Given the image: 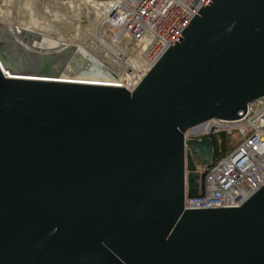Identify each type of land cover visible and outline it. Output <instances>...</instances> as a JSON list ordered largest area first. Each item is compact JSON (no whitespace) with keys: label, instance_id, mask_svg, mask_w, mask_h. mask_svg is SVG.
<instances>
[{"label":"water","instance_id":"95a60500","mask_svg":"<svg viewBox=\"0 0 264 264\" xmlns=\"http://www.w3.org/2000/svg\"><path fill=\"white\" fill-rule=\"evenodd\" d=\"M10 49L0 264H264V186L235 207L184 205L214 159L211 136L185 132L264 96V0H207L133 91L11 77L51 74L54 56L26 67Z\"/></svg>","mask_w":264,"mask_h":264},{"label":"built area","instance_id":"2783aa9c","mask_svg":"<svg viewBox=\"0 0 264 264\" xmlns=\"http://www.w3.org/2000/svg\"><path fill=\"white\" fill-rule=\"evenodd\" d=\"M76 1L42 0L51 8L57 2L67 5ZM79 1L89 22L93 14L99 19L97 33L105 39L103 43L121 53L113 57L116 65L108 68L119 80L114 86L133 91L207 0ZM5 37H0V42L8 46L11 35ZM221 132L233 138V147L210 165H198L203 174L202 190L197 196L186 194V209L239 206L264 186V96L249 103L239 119H210L187 130L185 139Z\"/></svg>","mask_w":264,"mask_h":264},{"label":"bare ground","instance_id":"6f19581e","mask_svg":"<svg viewBox=\"0 0 264 264\" xmlns=\"http://www.w3.org/2000/svg\"><path fill=\"white\" fill-rule=\"evenodd\" d=\"M20 1L21 0H17V4L16 6H14L13 10H8L6 6L2 4L0 5V9L4 10L3 14L0 13V20L2 23L8 25L6 28V32H11V34H13L11 35L12 38H15L14 34L19 38H17L19 41L18 45L14 44V42L11 41L8 46H12L11 48H13V50H15L16 52L25 54L26 56L30 55L31 57H33V59L36 60L40 56H54L52 62L53 72L51 74L29 73L31 76L29 77L24 75L26 73L10 71L12 73L11 77L90 83L63 79L65 77L74 76L63 67L68 63L73 65L78 61L76 48L80 49L81 54H88L90 57L98 58L108 68L110 66L116 65L115 63H113V57L117 58L121 53L116 49L108 48L107 44L103 43L105 39H100L99 34L97 33V26L100 21L99 19H96V14H93V18L91 19L92 21L89 22L90 20H88L86 17L88 15V12L81 9V18L80 20L76 21L77 23H74L68 17L67 7L64 5L62 9L60 8V18L50 20L46 15L37 14L36 11H23ZM84 17L85 20H83ZM82 21H86L85 26H83ZM1 29L0 37H2ZM26 31L32 32V34H29ZM97 42L99 44H97ZM56 45H63V48H55ZM64 46H70V48H65ZM87 48H91V52L88 51ZM124 50L128 51V48H124ZM1 63L6 70V67L4 66L2 61ZM90 63L91 62L87 64L89 65ZM112 75L113 74H111L110 81L107 83L92 84L115 85V82L119 80L117 78H114Z\"/></svg>","mask_w":264,"mask_h":264},{"label":"rangeland","instance_id":"374dc122","mask_svg":"<svg viewBox=\"0 0 264 264\" xmlns=\"http://www.w3.org/2000/svg\"><path fill=\"white\" fill-rule=\"evenodd\" d=\"M61 3L57 2L53 5V8H51V6L50 7L47 6L48 2L44 4V2H42V0H21L20 1V4H21L23 11H25V12L36 11L37 14L46 15L48 17V19H50V20L60 18V16H61L60 8L62 7V5H64V2H61ZM0 4L6 6L8 10H13L14 6H16V4H17V0H0ZM82 4L83 3L78 0L76 2H71L67 5H65L67 7V15L74 23L76 21L80 20V18H81L80 10L82 9V7H81ZM57 10H59V11H57ZM3 12H4V10L0 9V13L3 14ZM0 18H1V15H0ZM83 20H85V17ZM20 24H21V22H20ZM7 26L8 25L2 23L0 20V29L2 28L1 29L2 37H5L6 33L13 35V34H11V32H6ZM83 26H85L84 23H83ZM21 27H22V25H21ZM26 32L29 34H32V32H29V31H26ZM14 37L15 38L11 37L10 41H12V42H14V44L18 45L19 44V41H18L19 38L15 34H14ZM5 39H6V37H5ZM11 47L9 46V48H11ZM10 50H11V52H10L11 57H12V60L14 61V63H18V61H19V62H22V63H20L21 66L27 65L26 67H31V66H33V64L36 66L41 65V64L37 63V61L34 62L33 57H31L30 55L26 56L25 54H21L19 52H16L15 50H13V48H11ZM87 50L91 52L92 49L87 48ZM76 52L79 56V61H80L79 65L80 66L77 69L74 76L65 77L63 79L74 80V81H79V82L102 83V84L110 81L111 74L108 71V67L103 62H101L96 57H90L88 54H81L79 48H76ZM42 60L43 59L38 58V62H40ZM88 61L91 62L89 65L87 64V63H89ZM8 74L12 75V73L10 71H8ZM24 75L30 76L29 73H26ZM57 78H59V77H57Z\"/></svg>","mask_w":264,"mask_h":264},{"label":"trees","instance_id":"16d2710c","mask_svg":"<svg viewBox=\"0 0 264 264\" xmlns=\"http://www.w3.org/2000/svg\"><path fill=\"white\" fill-rule=\"evenodd\" d=\"M214 141V159L215 162L227 151L230 150L231 146L233 147V138L227 135L225 132L212 135Z\"/></svg>","mask_w":264,"mask_h":264},{"label":"flooded vegetation","instance_id":"af4514ba","mask_svg":"<svg viewBox=\"0 0 264 264\" xmlns=\"http://www.w3.org/2000/svg\"><path fill=\"white\" fill-rule=\"evenodd\" d=\"M82 14H83V11H82ZM77 58H78V61L75 63V64H70V63H68L67 65H65L63 68L64 69H67L68 71H69V73L70 74H73V75H75V73H76V71H77V69L79 68V63H80V61H79V56H77Z\"/></svg>","mask_w":264,"mask_h":264}]
</instances>
